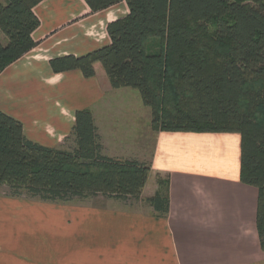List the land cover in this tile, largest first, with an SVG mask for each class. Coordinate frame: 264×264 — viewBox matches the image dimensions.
<instances>
[{
    "label": "crops",
    "instance_id": "0c3cea01",
    "mask_svg": "<svg viewBox=\"0 0 264 264\" xmlns=\"http://www.w3.org/2000/svg\"><path fill=\"white\" fill-rule=\"evenodd\" d=\"M33 12L36 46L0 73V112L19 121L29 141L63 148L75 111L90 110L102 154L148 162L141 197L152 175L166 176L169 207L161 217L148 205L40 203L0 193V264H264L257 191L239 181L238 134L154 133L149 109L128 88L112 89L100 64L90 79L51 72L53 58L106 46V25L127 14L125 3L91 13L83 0H43ZM0 43H7L1 32ZM144 122L149 146L137 138Z\"/></svg>",
    "mask_w": 264,
    "mask_h": 264
},
{
    "label": "trees",
    "instance_id": "16d2710c",
    "mask_svg": "<svg viewBox=\"0 0 264 264\" xmlns=\"http://www.w3.org/2000/svg\"><path fill=\"white\" fill-rule=\"evenodd\" d=\"M43 0L0 4V73L31 51ZM91 13L121 2L127 14L106 25L109 43L82 56L49 60L52 73L94 77L100 64L110 87L138 92L154 133L238 134L239 181L257 191L256 232L264 251V0H83ZM155 39L159 50L150 52ZM258 83L248 88L249 82ZM73 147L29 141L22 125L0 112V186L7 197L68 203L102 197L137 202L150 165L102 154L92 113H74ZM67 138V139H69ZM144 202L168 213V178Z\"/></svg>",
    "mask_w": 264,
    "mask_h": 264
},
{
    "label": "rangeland",
    "instance_id": "374dc122",
    "mask_svg": "<svg viewBox=\"0 0 264 264\" xmlns=\"http://www.w3.org/2000/svg\"><path fill=\"white\" fill-rule=\"evenodd\" d=\"M1 1V0H0ZM1 4V3H0ZM155 40V39H153ZM156 42V41H155ZM148 50L150 52H157L159 50V47H158V44L157 42L155 44H149L148 46ZM247 87L250 89V88H257L258 87V83H255V82H249L247 84ZM130 90V92H134V94H136L137 96V100L138 102L140 103V98H139V95H138V92L133 90V89H128ZM130 101L132 102V100L130 99ZM141 105H139L140 107ZM143 117V116H142ZM256 118H257V121L259 123H262L264 124V109L263 108H258L257 111H256ZM144 124L146 125V123L144 122L141 126L143 127H140V131L139 133L137 134V138L138 140L144 142V143H147V146H149L153 141L149 138V136L147 135L146 132L149 131V129H145L144 127ZM142 128V129H141ZM151 128V127H150ZM146 139V141H145ZM73 147V142H72V138H69V139H66L65 143H64V147L62 149H69ZM148 164V162H146ZM166 178V176L164 177H160V179L162 181H164ZM154 186H157L158 187V175H152L148 185H147V189H146V192H145V195H143L141 197V199L137 202H122V201H116V200H111V199H104L102 197H98V198H88V199H84V200H75V201H72V202H68L70 204H94V205H101V204H120V205H126V206H130V207H133V206H137V207H140V206H147V204L144 202V200L147 198V194L148 192L154 187ZM0 193L1 194H4L5 197H7V194H8V189L4 186L3 189L0 188ZM38 201V200H36ZM40 203H52V202H41L39 201ZM68 203H60V202H56L54 204H68Z\"/></svg>",
    "mask_w": 264,
    "mask_h": 264
}]
</instances>
